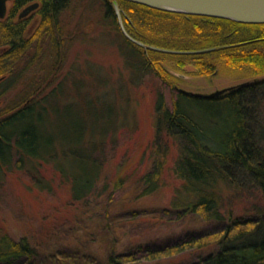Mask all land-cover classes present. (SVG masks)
Segmentation results:
<instances>
[{
  "label": "trees",
  "instance_id": "trees-1",
  "mask_svg": "<svg viewBox=\"0 0 264 264\" xmlns=\"http://www.w3.org/2000/svg\"><path fill=\"white\" fill-rule=\"evenodd\" d=\"M84 1L9 0L0 19V194L15 173L29 176L28 187L39 191H50L57 179L67 188L71 206L93 201L95 208L104 209L98 223L106 238L103 252L78 238L42 250L28 236L15 238L0 228V264H137L143 257L152 260L212 244L216 247L207 254L179 264H264V23L99 0L102 25L121 39L119 55L126 67L137 78H158L172 93L168 101L163 90L156 91L152 137L140 155L144 161L147 152V167L138 171L121 163L106 179L107 148L127 125L109 122L113 111L107 115L95 109L98 97L87 100L85 106H93L90 113H79L65 94L67 85L75 83L73 73L79 72L76 63L63 71L68 47L78 37L71 21L76 14L82 18L86 8L96 11L94 0ZM34 2L37 7L19 17ZM115 4L128 34L155 49L124 35ZM187 65L193 70L185 71ZM174 72L239 81L208 98L184 92ZM129 178L132 196L117 203ZM166 179L174 185L168 206L143 215L177 220L192 215L221 228L118 248L117 229L107 224L134 221L135 199L160 189ZM245 201L252 204L251 214L234 215L233 208ZM119 204L130 215L115 216Z\"/></svg>",
  "mask_w": 264,
  "mask_h": 264
},
{
  "label": "rangeland",
  "instance_id": "rangeland-1",
  "mask_svg": "<svg viewBox=\"0 0 264 264\" xmlns=\"http://www.w3.org/2000/svg\"><path fill=\"white\" fill-rule=\"evenodd\" d=\"M94 1L93 8L96 11L86 8L82 13V18L76 14L71 21L72 28L78 26V37L68 47L63 71L68 72L76 63L79 72L73 73L75 83L67 85L65 94L68 95L67 98L79 113H85L84 109L90 113L93 106L86 107L85 104L90 97L96 96L100 103L95 109L102 110L107 115H111L109 112L113 111L112 114L115 116L111 117L109 122L127 125L118 131L115 141L107 148L104 175L106 179H110L116 174L121 163H131V166L137 168L138 171H143L147 167V152L144 161L140 159V155L151 141L156 91L163 90L168 101L172 93L170 88L163 85L158 78L150 74L137 78L138 73L135 72L133 75V72L126 67L123 57L119 55V46H123L121 39L114 31L107 32L109 28L102 25L99 12L100 1ZM87 2L88 0H85L83 4ZM115 8L119 10L120 25L125 29L120 8L116 4ZM184 70L192 71L193 67L187 65ZM177 73L183 75L180 77L182 80L179 81L180 88L201 93H210L235 85L239 81L219 75L203 77ZM71 87L73 89H70ZM8 97L2 99H8ZM109 104L112 109H109ZM87 121L88 125H92L93 120L90 117ZM98 127H104L103 120L98 122ZM131 168L129 167L128 171ZM137 174L131 175L132 179L136 180ZM132 179L129 178V181L118 191L117 203L124 197L132 196V188H134ZM165 182L166 184L150 195L135 199V214L138 213V215L135 216L134 221L125 223L112 220L107 224L112 229H117L114 236L118 248L129 246L132 243L161 241L192 231L204 233L221 228V224L205 222L200 217L192 215L178 220L172 217V219L166 217L158 219V216L153 218L151 215H143L142 213L145 212L157 214L160 208L168 206L174 185H171L168 179ZM31 183L30 177L26 174L10 175L0 194V228L7 229L15 238L22 235L28 236L32 243L42 250L58 246L71 240L70 238H78L85 241L97 253L103 252L106 238L103 236L104 232H100L98 225L102 219L103 208H95L93 201L85 207L71 206L67 188L59 185L57 179L54 180V186L50 191L30 189L28 186ZM119 205L121 207H116V215H113H130L127 207ZM251 205L247 201L238 203L233 208L234 215H250ZM77 217H80L79 222H77ZM95 225L99 227L92 228ZM103 231H106L105 228ZM215 247L212 244L209 247L173 256H161L152 260L143 257L137 264H179L194 260L198 255H205Z\"/></svg>",
  "mask_w": 264,
  "mask_h": 264
},
{
  "label": "water",
  "instance_id": "water-1",
  "mask_svg": "<svg viewBox=\"0 0 264 264\" xmlns=\"http://www.w3.org/2000/svg\"><path fill=\"white\" fill-rule=\"evenodd\" d=\"M9 0H0V19L7 12V2ZM130 2L142 4L151 8L178 12L187 15H200L208 17H217L233 20L240 23L263 24L264 23V0H127ZM38 3L34 2L25 6L19 13V17H25L29 12L37 7ZM116 14L120 25L119 10L116 9ZM124 35L133 42L145 47H155L143 44L132 38L125 29L120 25ZM175 75L183 77L181 73L174 72ZM236 85L227 86L210 93H201L182 89L184 92L201 97H214L222 94Z\"/></svg>",
  "mask_w": 264,
  "mask_h": 264
},
{
  "label": "flooded vegetation",
  "instance_id": "flooded-vegetation-1",
  "mask_svg": "<svg viewBox=\"0 0 264 264\" xmlns=\"http://www.w3.org/2000/svg\"><path fill=\"white\" fill-rule=\"evenodd\" d=\"M183 89V88H182ZM187 90V89H186ZM189 91H191V90H189ZM196 92V91H195Z\"/></svg>",
  "mask_w": 264,
  "mask_h": 264
}]
</instances>
